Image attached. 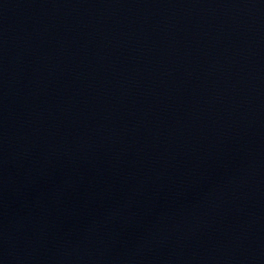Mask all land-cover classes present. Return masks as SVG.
I'll return each instance as SVG.
<instances>
[{"label":"water","instance_id":"1","mask_svg":"<svg viewBox=\"0 0 264 264\" xmlns=\"http://www.w3.org/2000/svg\"><path fill=\"white\" fill-rule=\"evenodd\" d=\"M0 264H264V0H0Z\"/></svg>","mask_w":264,"mask_h":264}]
</instances>
